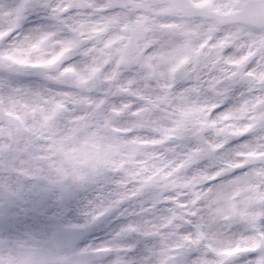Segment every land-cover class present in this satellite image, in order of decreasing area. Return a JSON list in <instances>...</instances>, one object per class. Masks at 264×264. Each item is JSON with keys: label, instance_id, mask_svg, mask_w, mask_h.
Wrapping results in <instances>:
<instances>
[{"label": "clouds", "instance_id": "obj_1", "mask_svg": "<svg viewBox=\"0 0 264 264\" xmlns=\"http://www.w3.org/2000/svg\"><path fill=\"white\" fill-rule=\"evenodd\" d=\"M21 2L0 264H264V0Z\"/></svg>", "mask_w": 264, "mask_h": 264}, {"label": "snow or ice", "instance_id": "obj_2", "mask_svg": "<svg viewBox=\"0 0 264 264\" xmlns=\"http://www.w3.org/2000/svg\"><path fill=\"white\" fill-rule=\"evenodd\" d=\"M31 3V0H22V2L20 4H18L13 13L17 18H19L23 12L26 10V8L29 6V4ZM21 63H24L23 61H21ZM48 63H51V61H48Z\"/></svg>", "mask_w": 264, "mask_h": 264}]
</instances>
